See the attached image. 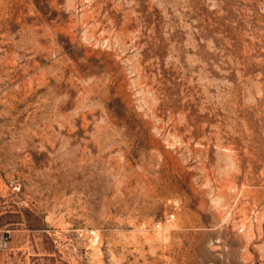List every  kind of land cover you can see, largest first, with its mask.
Here are the masks:
<instances>
[{
    "label": "rangeland",
    "instance_id": "1",
    "mask_svg": "<svg viewBox=\"0 0 264 264\" xmlns=\"http://www.w3.org/2000/svg\"><path fill=\"white\" fill-rule=\"evenodd\" d=\"M0 264H264V0H0Z\"/></svg>",
    "mask_w": 264,
    "mask_h": 264
}]
</instances>
